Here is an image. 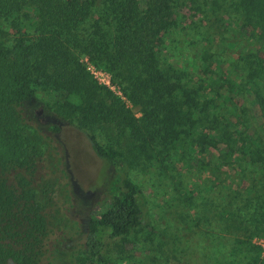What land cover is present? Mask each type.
Wrapping results in <instances>:
<instances>
[{
  "label": "trees",
  "instance_id": "1",
  "mask_svg": "<svg viewBox=\"0 0 264 264\" xmlns=\"http://www.w3.org/2000/svg\"><path fill=\"white\" fill-rule=\"evenodd\" d=\"M178 1L0 0V32L11 35L0 42V264H102L113 244L148 225L143 191L125 173L109 181L106 204L88 218L78 237L48 252L49 224L31 180L17 174L12 182L8 176L12 169L32 172L35 167V145L21 106L38 89L58 93L57 113L82 130L94 153L109 163L156 162L169 175L179 174L176 163L188 164L195 153L207 154L219 143L224 165L252 153L254 162H264V128L248 132L241 111L229 121L220 114L229 98L205 92L160 55L163 36L177 26L173 8ZM190 1L215 7L205 10L192 44L212 42L214 31L225 24L241 28L264 22V0ZM211 58L206 51L199 58L206 71L214 66ZM84 59L109 72L124 99L99 83ZM259 62L258 49L249 50L235 67L243 85L239 93L249 94L263 112L264 97L254 89L262 72ZM126 102L139 106L140 115ZM106 131H116L122 142H104ZM248 181L245 192L202 202L205 232L252 237L243 221L252 218L256 203L264 214V191L254 179ZM260 263L258 251L254 264Z\"/></svg>",
  "mask_w": 264,
  "mask_h": 264
},
{
  "label": "rangeland",
  "instance_id": "2",
  "mask_svg": "<svg viewBox=\"0 0 264 264\" xmlns=\"http://www.w3.org/2000/svg\"><path fill=\"white\" fill-rule=\"evenodd\" d=\"M208 8L215 9L210 4L178 1L173 8L177 26L163 36L159 53L171 67L202 84L205 92L210 95L218 92L229 98L220 107V114L233 122L234 113L241 111L245 119L243 125L253 133L264 128V110L261 111L249 94L239 93L243 85L239 83L240 73L235 64H240L243 52L258 49L262 72L254 89L264 97V22L261 26L241 28L225 24L214 31L216 39L213 37L212 42L200 40L199 44H192L199 35L196 25L204 19ZM191 22L194 23L191 25ZM10 36L0 32V42H8ZM204 51L212 54V71L204 70L201 65L199 58ZM86 64L99 83L105 85L103 82L108 79L115 85V89H110L124 99L109 72L89 62ZM93 70L98 72L95 74ZM58 98L56 92L38 89L23 103L21 115L26 133L35 145V167L32 172L22 169L8 172L12 182L17 174H25L31 180L49 224V253L56 246L61 249V242L66 245L67 240L79 235L88 218L106 204L109 181L127 173L143 191L148 225L113 244V251L106 255L107 260L102 264H254L258 251L264 259L253 242L255 236L264 235V231H260L264 228L262 204L256 203L252 218L243 221L251 229L248 234L253 233L250 238L247 234L235 237L217 229L207 233L202 223L205 213L201 214L204 201L211 196L224 199L227 194L245 192L246 187L251 186L249 178L264 191V162H254L253 153L241 159L235 157L238 160L228 159L224 165L221 157L224 146L219 143L218 148L210 149L207 154L195 153L188 164L176 163L180 173L170 171V175L156 162H141L129 167L121 162L109 163L94 153L82 130L57 113ZM126 103L136 116L140 115L139 106ZM102 133L104 142H122L116 131ZM169 162L167 159L166 164Z\"/></svg>",
  "mask_w": 264,
  "mask_h": 264
},
{
  "label": "built area",
  "instance_id": "3",
  "mask_svg": "<svg viewBox=\"0 0 264 264\" xmlns=\"http://www.w3.org/2000/svg\"><path fill=\"white\" fill-rule=\"evenodd\" d=\"M89 68V67H88ZM90 69V68H89ZM93 72H95V74L98 72V70H93ZM105 85H107L109 88H111V89H115L114 87H115V85H111L110 84V82H109V80L107 79V80H105L104 82H103ZM119 92V91H118ZM253 242L257 245V247L260 249V251H261V253H262V255L264 256V235H260V236H255L254 238H253Z\"/></svg>",
  "mask_w": 264,
  "mask_h": 264
}]
</instances>
